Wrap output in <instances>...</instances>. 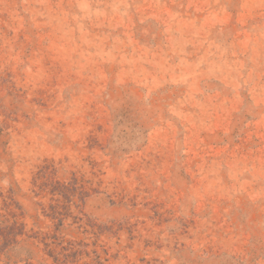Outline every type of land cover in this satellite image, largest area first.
Masks as SVG:
<instances>
[{
	"label": "rangeland",
	"instance_id": "1",
	"mask_svg": "<svg viewBox=\"0 0 264 264\" xmlns=\"http://www.w3.org/2000/svg\"><path fill=\"white\" fill-rule=\"evenodd\" d=\"M0 264H264V0H0Z\"/></svg>",
	"mask_w": 264,
	"mask_h": 264
}]
</instances>
